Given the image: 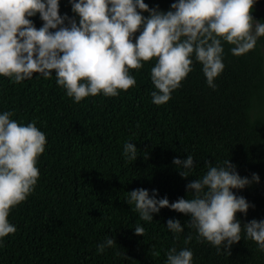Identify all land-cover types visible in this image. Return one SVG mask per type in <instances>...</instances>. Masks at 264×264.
<instances>
[{"label": "trees", "instance_id": "obj_1", "mask_svg": "<svg viewBox=\"0 0 264 264\" xmlns=\"http://www.w3.org/2000/svg\"><path fill=\"white\" fill-rule=\"evenodd\" d=\"M0 264H264V0H0Z\"/></svg>", "mask_w": 264, "mask_h": 264}, {"label": "rangeland", "instance_id": "obj_2", "mask_svg": "<svg viewBox=\"0 0 264 264\" xmlns=\"http://www.w3.org/2000/svg\"><path fill=\"white\" fill-rule=\"evenodd\" d=\"M258 32H259V26L258 25H255L253 27V29H252V37L255 38L257 36Z\"/></svg>", "mask_w": 264, "mask_h": 264}]
</instances>
